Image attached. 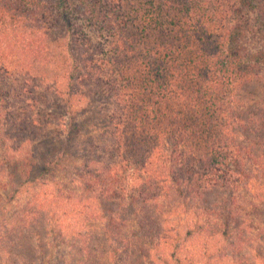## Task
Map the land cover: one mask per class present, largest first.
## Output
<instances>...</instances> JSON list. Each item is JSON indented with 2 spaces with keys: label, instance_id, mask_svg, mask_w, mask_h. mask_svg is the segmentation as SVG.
<instances>
[{
  "label": "trees",
  "instance_id": "16d2710c",
  "mask_svg": "<svg viewBox=\"0 0 264 264\" xmlns=\"http://www.w3.org/2000/svg\"><path fill=\"white\" fill-rule=\"evenodd\" d=\"M0 145V181L34 169L18 186L40 190L0 222V264H43L65 200L125 264L179 263L195 235L231 245L201 264H244L264 252V0H0ZM76 160L72 198L49 177Z\"/></svg>",
  "mask_w": 264,
  "mask_h": 264
},
{
  "label": "rangeland",
  "instance_id": "374dc122",
  "mask_svg": "<svg viewBox=\"0 0 264 264\" xmlns=\"http://www.w3.org/2000/svg\"><path fill=\"white\" fill-rule=\"evenodd\" d=\"M48 99L51 102V106L54 108V110L60 112V103L55 100V98L49 97ZM32 146H35V154L38 151L43 152L46 149H50L55 154V152H58L59 150V145L49 138H45L41 142H35L32 144ZM78 146L79 149L82 148V144L79 142ZM1 148L2 147L0 145V153L3 154V151L5 153L6 151ZM24 150L25 152L23 151L22 153V156L24 154L23 157H28L30 154H32V150L29 146H27ZM78 163V160H76V163L71 161L66 162V168L53 170L49 177L50 181L54 182L55 184H60L59 188L65 195L70 194L72 198H75L78 194L77 183L75 181L77 178L75 168ZM10 171L11 176L8 175V177L3 178V180L0 181V222L5 224L6 222L9 223V221L12 220V215L14 212L20 210L24 206V203L29 200L31 196H33V193H37L39 190V188H35L34 185H31L30 183L28 184V182L32 181L34 178V174L36 172L34 169L30 175V178L29 176L24 177V175L19 178L18 172L14 174V169ZM26 179H28V182L22 187H19L18 184L23 183ZM51 186L52 185L47 188H52L51 190H55V194L58 188L57 186ZM65 201L70 212H68V215L66 214V216L60 217V219H62L60 223L55 221L52 223L51 227L53 229V233L50 235L48 240H46L43 244H40L39 251L42 256V262H44L43 264H46V262L49 264H125L124 256H119L118 254L114 257L112 254L111 258L108 257L106 251L107 247L104 242L103 235L99 231L103 224L101 225V223L94 222L90 219H86V221H84L82 218H79L75 210L71 211L73 201ZM253 219V227L259 226L257 225L259 224L257 220H255L254 217ZM129 228L130 227L128 223L127 227L123 228L122 232L120 231L119 237H126L128 235L127 232L129 231ZM248 233L254 237L258 233V230L254 229ZM92 234L95 235V239L90 244H85V239H89ZM79 235L82 236L81 240L78 239ZM83 236L85 239H83ZM83 240L84 244L82 243ZM227 242V240H223V238L220 237L203 241L200 236H191L186 239V241H184L181 246V250L183 249L186 251V258L183 256L182 252L181 256H179V263L171 262V264H190L191 262H189L188 259L195 260V262L192 264H201L198 258L201 254L199 251L201 249L202 243L209 244L210 250H212V246L218 245L219 247H223V250L228 251L231 248V245L228 246ZM233 242L235 243L237 240L233 239ZM179 245H181V243H179ZM232 245L234 246L233 243ZM160 252L162 253V251ZM46 253H48V256L44 257ZM244 253L245 257L247 258L244 264H264V252L258 255L256 251H249L245 249ZM202 262H205L204 258L202 259ZM156 264L163 263L156 262ZM220 264L225 263L220 262Z\"/></svg>",
  "mask_w": 264,
  "mask_h": 264
}]
</instances>
